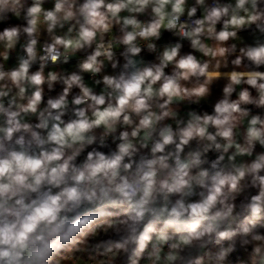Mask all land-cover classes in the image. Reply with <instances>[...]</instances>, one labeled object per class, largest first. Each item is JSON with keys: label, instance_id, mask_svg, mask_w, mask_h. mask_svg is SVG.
Returning <instances> with one entry per match:
<instances>
[{"label": "clouds", "instance_id": "1", "mask_svg": "<svg viewBox=\"0 0 264 264\" xmlns=\"http://www.w3.org/2000/svg\"><path fill=\"white\" fill-rule=\"evenodd\" d=\"M44 2L33 0L22 30L12 27L0 32L4 60L21 31L28 38L23 46L26 58L19 59L18 67L5 71L0 65V264H60L57 257L62 251L83 250L81 245L110 230L119 239L91 243L97 255L107 257L96 264H114L121 254L127 264H139L146 252L150 264H205L203 256L193 257L192 252L229 241L209 257L212 264H225L236 250L238 237L242 247L251 246L244 264H264V234L257 231L264 228V153L251 162L236 163L237 156L252 157L257 144L264 147V117L249 118L245 107L264 108V71L259 70L264 67V40L239 47L231 64L240 68L247 61L252 68L224 74L229 82L213 114L190 112L187 122L177 121L175 130L161 124L178 116L174 103H199L209 95L211 83L221 76V64L226 67L228 57L237 52L230 40L239 39V33L253 25L264 34V0L217 2L191 25L181 21L187 0H55L51 10L43 8ZM195 2L205 4V0ZM21 7V0H0V13L10 10L19 15ZM149 8L152 19L146 23L136 15L121 16L125 11L143 14ZM196 13L195 6L187 10L189 19ZM66 23L71 24L67 34L52 35L39 56L40 70L30 74L37 60L40 25L54 33ZM115 25H120L122 35L106 44L105 37ZM162 29L189 40L193 50L210 59L181 55L182 44L177 42L163 48L158 63L138 62L135 58L144 49L137 41H149L147 49L155 52L151 41L161 38ZM116 44L125 46L123 69L96 79L97 85L104 86L96 93L80 73L96 77L105 61L116 69ZM85 47L93 50L79 63V73L49 72L45 77L49 61L67 63L70 54ZM170 65L173 71L166 74ZM193 80L194 86L189 87ZM58 81L64 85L62 93L47 99L41 108L42 85L52 89ZM240 85L246 87L232 99ZM74 86L79 89L71 99L75 118L65 121ZM29 114L38 123L26 122ZM246 118L241 143L236 129ZM121 125L131 131L114 136ZM108 137L119 143L116 150L105 153L99 149L107 146ZM193 140L202 147L182 156ZM149 142L150 155L141 154ZM211 150L219 155L204 167ZM85 152V159L77 164ZM226 156L228 164L223 163ZM249 186L257 188L258 194L250 197L244 205L246 215L238 220L235 200ZM196 195L199 199L191 201ZM86 205L91 207L82 212Z\"/></svg>", "mask_w": 264, "mask_h": 264}, {"label": "crops", "instance_id": "2", "mask_svg": "<svg viewBox=\"0 0 264 264\" xmlns=\"http://www.w3.org/2000/svg\"><path fill=\"white\" fill-rule=\"evenodd\" d=\"M211 1L212 0H205L204 5H197L195 0H187L186 5H185V14L184 15L187 16L188 8L195 6V7H197V13L194 16L195 19L202 18L203 15L205 14V9L210 8L212 6ZM216 1L225 2V0H216ZM226 1H228V3H234V0H226ZM77 2L83 3V0H77ZM32 3H33V0H21L22 7L20 9H18L19 15H17L15 12L10 11V10H5L3 13H0V32L4 31L5 26H9L12 23H16V22L24 20L25 16H26V10L28 7H30L32 5ZM54 4H55V0H45L44 4L42 6L45 10H51L54 7ZM128 15H136L137 18L141 22H144V23L149 22L152 19V13H151L150 8L147 9L143 14H131V13H128L127 11L121 13L122 17L128 16ZM72 23H74V22H72ZM70 26H71V24L66 23L64 25V27H62V28L58 26L54 30V33H48L47 29H46V25L41 24L40 30L38 33L37 49L41 46V44L43 42L51 41L52 35H59V36L66 35L67 30ZM221 27H222V24H218L217 30H220ZM76 28L78 29V25L76 26ZM72 35L73 36L75 35V30L73 31ZM121 35H122V33L120 31V25H115L113 27L112 31L106 35L105 42H109V41L113 40L114 38H119ZM161 35L166 36L170 39H175L177 37V35L174 34V32L164 30V29L161 30ZM239 37L240 38L237 40H230L228 42L229 44L235 43L237 45V52L228 57V65L226 67L223 65V63L221 64V67L218 69V71L221 73V76L214 79L213 82L211 83L209 95L202 98L199 103H191L188 100H184L182 102L174 103L172 105V107L178 112V116L174 119L173 118H167L165 121L161 122L162 125L163 124H170L173 127V129L175 130L178 126L177 121L187 122V120L189 119V113L190 112H195L196 114H199V115H203L204 113L213 114L214 105L216 102L223 99V97H224L223 89L229 82L227 76L224 74L229 73L233 70L245 71V70H251V68H252V66L249 65L247 61H245V65L240 67V68H236L235 66H233L231 64V60L235 58L236 54H239L238 53L239 47L244 46V45H254L257 39L264 40V34H261L255 28L254 25L252 26V28L250 30L241 31L239 33ZM27 39L28 38H26L24 36H20L19 41L15 45V47L12 50H9V57L7 60H4L3 57L0 56V65L3 66V70L11 71L12 69H14L18 66L19 59L21 58L20 48H21L22 44H26ZM204 42H206L208 44L214 43V41L207 40V39ZM94 47H95V45H93V48ZM124 47L125 46L119 45V44H116L113 46V48L117 52H119L118 55L115 57V59L119 60V65L116 69L111 68L110 64L107 61H105L104 70L99 75H97L96 77H93L89 73H80L84 77L85 84L87 86L93 88V90L96 93H100L101 91L104 90V86L102 83L99 85H97L95 83L96 79H102V76L105 74L117 75L123 69V65L125 63V60H124V57L121 55V53H122L121 51L124 50ZM93 48L85 47L82 50H78L75 54H70L69 60L67 63H62L59 66L50 67V68L44 70L45 77H47L49 72H56L59 76H67L73 72L79 73L80 72L79 67H78L79 63L84 58H86V56L88 54H90V52L93 50ZM162 50H163V48L160 50V52ZM4 51H5L4 44L0 43V53H3ZM189 53L196 55L197 58L201 59V60L210 59L208 57H204L201 53L193 50L191 48L190 41L188 40V41L182 43L181 55H186ZM158 56H155L152 53H145V54H140V56H137L135 59L138 62L143 61V64L158 63V59H157ZM214 64H215V61L213 60L212 65H214ZM211 70H214V69L210 66V71ZM259 70L264 71V67L260 68ZM172 71H173V67L171 65L165 69L166 74H171ZM34 72H36V71H33L31 73H34ZM0 83H2V82H0ZM194 84H195V80H193L191 83H189L188 86L191 87V86H194ZM63 87H64V85H63L62 81L55 82L52 89L48 88L47 83L42 85L44 100H43L40 107L43 108L44 106H46L47 99L57 98L62 93ZM242 87H246V85L236 86V90L232 94V97H231L232 99L237 98L238 92L240 91V89ZM15 91L16 90L13 89V94L15 93ZM31 91H32V89L29 88L28 89L29 95L31 94ZM251 91H252L253 95H256L255 90H251ZM77 94H79V89L74 86L70 92V95H69L68 111H67L66 115L63 117V119H65V121L72 119V118H75L73 116V112H72V109L75 106H73L71 104V99ZM6 106H7V104H6ZM245 107H247L250 110L249 118L251 117V115H261L262 117H264V108H257L255 105H246ZM154 110L159 111V109L155 108V106H154ZM0 119H2V118H0ZM25 119H26V122H29L32 124L38 123L37 117L33 114H29L28 116H26ZM134 119H136V118L134 117ZM180 126H183V124H181ZM246 127H247V118L243 121L242 125L236 129V132H237L236 138H237L238 142L243 143V133H244V130L246 129ZM123 130L131 131V128L121 125L117 129V133H115L113 135L118 136L119 132L123 131ZM39 131H41L42 134L46 135V132L44 130H39ZM100 131L101 130H97V136H99ZM106 140H107V146L100 148V149H106L109 151L116 150V145L119 143V141L118 140L114 141L112 137H108V138H106ZM191 142L201 144V142H198L196 140H193ZM92 147H96V145H93ZM150 148H151V142H149V146L147 149H141L140 150L141 154L148 155L150 152ZM88 150H91V148H89ZM232 151H234V149L230 150V153ZM187 153H188L187 151L184 152L182 154V156L186 155ZM260 153H264V147L257 144L255 149H254V153H253L252 157L237 156L236 157V163L239 164V163L251 162V160L255 159V156L257 154H260ZM223 163L228 164L227 156H226L225 161ZM262 174H264V173H262ZM199 191H201V189L197 188L196 192L198 193ZM255 194H258V189L252 188L249 186V187H246V189L237 197V199L235 200L236 209L234 212V215L237 218L240 216L246 215V212L244 210V205L246 203H248L250 200V197L252 195H255ZM176 198L177 197H175V196L172 197L173 201ZM198 199H199L198 195L190 198L191 201H196ZM90 207L91 206L86 205L83 209H81V211L82 212L87 211ZM91 239H96V237L91 238ZM80 248L83 250L77 251L75 248H73L71 250H67V253L65 255L57 258L60 260V264H96V260L107 258V257L100 256L97 254L92 255L90 253V251L88 250V245H81ZM150 250H151V246H149L148 251H150ZM92 257H95V259H93ZM142 264H150V261L147 258V253L145 254V256L143 258ZM225 264H226V262H225Z\"/></svg>", "mask_w": 264, "mask_h": 264}, {"label": "trees", "instance_id": "3", "mask_svg": "<svg viewBox=\"0 0 264 264\" xmlns=\"http://www.w3.org/2000/svg\"><path fill=\"white\" fill-rule=\"evenodd\" d=\"M24 26H26V19L19 21V22H16V23H12L9 26H5L4 30L6 28H12V27H20L22 30V28ZM21 36H24L27 38L26 34H24L22 31H21ZM210 131H214V129L210 128ZM200 147H202V144H197V143L191 142L188 146L185 147L184 152L196 150L197 148H200ZM173 148H174V146H169L170 150ZM99 150L103 151L105 153L111 152V151L106 150V149H99ZM85 155H86V153L79 156L76 160V163L77 164L82 163L83 160L85 159ZM148 155H150V152ZM218 155H219V153H217L215 150L209 151L206 154V159L209 161V163L205 164L204 167H210L211 161L216 159ZM243 217L244 216H240L237 219L241 220V219H243ZM257 231L260 232L261 234H264V228H258ZM109 238H111L113 240L119 239V237L114 235L111 230L109 231V233L107 235L102 233L99 236H97L96 239H91L89 241L90 243L88 244V250L90 251V253L92 255H96V253L93 251V247H92L91 243L94 244V243H97L99 241L106 240ZM229 243H230L229 241H221L219 244L212 243L207 248H205L203 250L192 252V256L193 257L203 256L205 259V264H212V262H210V260H209V257L214 256V254L217 253L221 248L227 247L229 245ZM250 251H251V246H248L247 248L242 247L241 243H240V238L239 237L236 238V250L229 255V257L227 258L226 264H244V262L247 261L249 255H250ZM66 253H67V250L62 251L61 254L57 258L65 255ZM143 258L139 261V264H142ZM114 264H127V259L123 254H121L115 259Z\"/></svg>", "mask_w": 264, "mask_h": 264}, {"label": "built area", "instance_id": "4", "mask_svg": "<svg viewBox=\"0 0 264 264\" xmlns=\"http://www.w3.org/2000/svg\"><path fill=\"white\" fill-rule=\"evenodd\" d=\"M218 1H216V0H212L211 1V5L213 6L215 3H217ZM218 3H220V4H226V3H228V1H226L225 0V2H218ZM195 19V17H192L191 19H189L188 18V16H185V15H183L182 17H181V21L182 22H186V23H188L189 25H191V22H192V20H194ZM186 41H188L187 39H180L179 37H178V35H177V37L175 38V39H170V38H168V37H166V36H163V35H161V38L159 39V40H153V41H151V42H153V43H155L156 44V51L155 52H150L148 49H147V43H149V41H143V40H138L137 41V43L144 49L143 51H142V53L141 54H145V53H152V54H154L155 56H158L159 54H160V50L162 49V48H164L166 45H173V44H175V43H177V42H179V43H184V42H186ZM51 41H45V42H43L42 44H41V46L37 49V60L35 61V62H33V64L31 65V67H30V73L31 72H33V71H39L40 70V61H39V56L40 55H44V52H43V46L46 44V43H50ZM106 44L108 43V42H105ZM25 44H22V46H21V48H20V56L21 57H25L26 58V53H25V51H24V48H23V46H24ZM113 51L115 52V54H116V56L118 55V53L119 52H117L114 48H113ZM124 51V50H123ZM123 51H121V52H123ZM120 52V53H121ZM115 56V57H116ZM62 63H64L62 60L61 61H58L56 64H53L51 61H49L47 64H46V66L44 67V70H46V69H48V68H50V67H54V66H59V65H61ZM19 65V64H18ZM18 67V66H17ZM5 104H7V98L5 99ZM164 251H167V247H165V249H164Z\"/></svg>", "mask_w": 264, "mask_h": 264}]
</instances>
